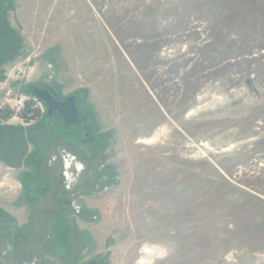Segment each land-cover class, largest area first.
Here are the masks:
<instances>
[{
  "label": "rangeland",
  "instance_id": "374dc122",
  "mask_svg": "<svg viewBox=\"0 0 264 264\" xmlns=\"http://www.w3.org/2000/svg\"><path fill=\"white\" fill-rule=\"evenodd\" d=\"M45 85L94 140L12 119L0 264H264V0H0V107Z\"/></svg>",
  "mask_w": 264,
  "mask_h": 264
},
{
  "label": "flooded vegetation",
  "instance_id": "af4514ba",
  "mask_svg": "<svg viewBox=\"0 0 264 264\" xmlns=\"http://www.w3.org/2000/svg\"><path fill=\"white\" fill-rule=\"evenodd\" d=\"M42 89L47 90L50 92V94H47L46 97L48 99V102L44 99L39 98L34 94V89ZM29 92L31 97H29V100L38 101L41 102L43 105L42 113H40L37 105L35 104H29L30 101H27V104L23 106V109H19V111L14 112L13 110L8 109L6 106L0 107V168L3 165L5 168H14L12 165L13 163L10 160H15L17 158L21 157L23 147L22 145L18 144L17 141L13 140L12 135L14 134H21V129H19V126L11 125L12 119L17 116L25 119L27 121V125H31L33 122L36 123L41 118L46 117L48 119L57 118L59 121H61L63 128L66 131H69L70 128H73V130L77 126L82 125V129L84 131V134L86 135L87 141L94 140V137L89 136L91 134V131L86 127L84 124V121L86 120V117L82 115L79 109V99H78V93H75L74 95H70L64 98H61L50 86H42V87H30ZM52 106V109L50 110V104ZM59 107V108H58ZM61 108V109H60ZM45 136L48 137V140L53 139V134L51 131L46 130ZM2 139V140H1ZM68 141L74 145H79V140L77 141L74 137L71 139H68ZM22 144V142H21ZM75 159L76 157L73 156ZM11 167V168H10ZM86 167L83 166V170H85ZM81 169V170H82ZM25 189L27 194L29 196H32V193H29V190L32 189ZM90 264H98L97 262H92Z\"/></svg>",
  "mask_w": 264,
  "mask_h": 264
},
{
  "label": "bare ground",
  "instance_id": "6f19581e",
  "mask_svg": "<svg viewBox=\"0 0 264 264\" xmlns=\"http://www.w3.org/2000/svg\"><path fill=\"white\" fill-rule=\"evenodd\" d=\"M163 132H164L163 130L157 131L150 138L140 139L139 141L142 143L155 142L161 138V136L163 135ZM142 253L145 254V256L141 257L138 260V263L139 264H150L152 257L155 255V252L153 251V249L149 247H144L142 250ZM160 254L161 253H158V256H160Z\"/></svg>",
  "mask_w": 264,
  "mask_h": 264
},
{
  "label": "water",
  "instance_id": "95a60500",
  "mask_svg": "<svg viewBox=\"0 0 264 264\" xmlns=\"http://www.w3.org/2000/svg\"><path fill=\"white\" fill-rule=\"evenodd\" d=\"M34 94L36 95V96H38L39 98H41V99H44V100H46L47 102H48V99H47V97H46V95L47 94H50V92L49 91H47V90H42V89H34ZM50 104V103H49ZM59 108V107H58ZM52 109V106H51V104H50V110ZM61 109V108H60Z\"/></svg>",
  "mask_w": 264,
  "mask_h": 264
},
{
  "label": "crops",
  "instance_id": "0c3cea01",
  "mask_svg": "<svg viewBox=\"0 0 264 264\" xmlns=\"http://www.w3.org/2000/svg\"><path fill=\"white\" fill-rule=\"evenodd\" d=\"M9 249V248H8ZM9 251H10V249H9Z\"/></svg>",
  "mask_w": 264,
  "mask_h": 264
}]
</instances>
